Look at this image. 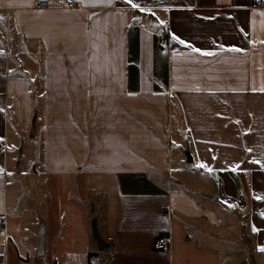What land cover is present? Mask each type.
I'll use <instances>...</instances> for the list:
<instances>
[{
  "label": "crops",
  "instance_id": "obj_1",
  "mask_svg": "<svg viewBox=\"0 0 264 264\" xmlns=\"http://www.w3.org/2000/svg\"><path fill=\"white\" fill-rule=\"evenodd\" d=\"M46 1L0 0V264L10 163L34 138L46 177L99 204L88 264H264V8Z\"/></svg>",
  "mask_w": 264,
  "mask_h": 264
},
{
  "label": "rangeland",
  "instance_id": "obj_2",
  "mask_svg": "<svg viewBox=\"0 0 264 264\" xmlns=\"http://www.w3.org/2000/svg\"><path fill=\"white\" fill-rule=\"evenodd\" d=\"M14 135V133H12ZM11 161L15 159V140L11 136ZM41 143L32 140L19 148L17 167L9 169V239L16 241L17 249L10 247V264H88L95 247L93 215L102 217L99 204L96 209L84 203L86 194L75 185V180L64 175H48L41 164ZM14 161V160H13ZM93 214V215H92ZM45 245L56 239L52 254L39 255L40 233Z\"/></svg>",
  "mask_w": 264,
  "mask_h": 264
},
{
  "label": "built area",
  "instance_id": "obj_3",
  "mask_svg": "<svg viewBox=\"0 0 264 264\" xmlns=\"http://www.w3.org/2000/svg\"><path fill=\"white\" fill-rule=\"evenodd\" d=\"M65 7L74 9L77 7L76 0H64ZM252 6L256 9L264 8V0H253ZM34 7L36 9H43L49 7V2L46 0H34ZM170 247V238L168 235H159L154 242V249L158 251H166Z\"/></svg>",
  "mask_w": 264,
  "mask_h": 264
},
{
  "label": "water",
  "instance_id": "obj_4",
  "mask_svg": "<svg viewBox=\"0 0 264 264\" xmlns=\"http://www.w3.org/2000/svg\"><path fill=\"white\" fill-rule=\"evenodd\" d=\"M94 230H95L94 237L97 239L99 244L102 245V243H103L102 238L99 236L97 229L95 228ZM43 249H44V236H43V232H41L40 233L39 249H38L39 255H42Z\"/></svg>",
  "mask_w": 264,
  "mask_h": 264
},
{
  "label": "trees",
  "instance_id": "obj_5",
  "mask_svg": "<svg viewBox=\"0 0 264 264\" xmlns=\"http://www.w3.org/2000/svg\"><path fill=\"white\" fill-rule=\"evenodd\" d=\"M166 41V36L165 35H163L162 37H161V42L163 43V42H165ZM92 256V254H90V257Z\"/></svg>",
  "mask_w": 264,
  "mask_h": 264
},
{
  "label": "snow or ice",
  "instance_id": "obj_6",
  "mask_svg": "<svg viewBox=\"0 0 264 264\" xmlns=\"http://www.w3.org/2000/svg\"><path fill=\"white\" fill-rule=\"evenodd\" d=\"M136 5L135 4H133V7H135ZM261 251H264V248H262V249H260Z\"/></svg>",
  "mask_w": 264,
  "mask_h": 264
}]
</instances>
